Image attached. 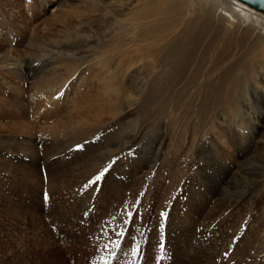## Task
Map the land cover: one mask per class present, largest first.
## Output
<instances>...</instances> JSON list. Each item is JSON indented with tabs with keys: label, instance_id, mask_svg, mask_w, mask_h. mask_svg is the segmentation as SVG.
<instances>
[{
	"label": "rangeland",
	"instance_id": "374dc122",
	"mask_svg": "<svg viewBox=\"0 0 264 264\" xmlns=\"http://www.w3.org/2000/svg\"><path fill=\"white\" fill-rule=\"evenodd\" d=\"M44 1L0 0V58L34 54L41 42L70 30V22L78 27L89 20L93 31H103L89 6L50 0L47 11ZM116 62H100L90 71L84 94L92 89L89 95H103L101 100L69 103L71 92L55 113L27 100L38 83L3 76L10 86L0 83V116L10 125L14 106L24 103L26 131L35 130L40 141L34 143L38 156L12 154L5 144L17 137L7 128L0 131V155L9 161L0 165V264H264V176L251 177L255 167L264 175L260 101L239 84L231 89L238 96L220 103L177 99L176 88L162 83L154 98L140 97L136 107L119 114L127 98L137 100L142 83L129 88L132 78ZM166 71L167 78L174 75L170 67ZM259 72L254 65V75ZM99 84L104 89L94 92ZM112 90L119 98L109 101ZM102 122L95 139L73 149L53 136L62 127L84 125L89 132ZM101 171V179L89 185ZM224 175L228 192L219 193ZM228 200L237 202L227 209Z\"/></svg>",
	"mask_w": 264,
	"mask_h": 264
},
{
	"label": "bare ground",
	"instance_id": "6f19581e",
	"mask_svg": "<svg viewBox=\"0 0 264 264\" xmlns=\"http://www.w3.org/2000/svg\"><path fill=\"white\" fill-rule=\"evenodd\" d=\"M48 1L50 0L44 1V9L47 11L53 4ZM71 1L94 9L92 15L98 16L97 20L103 31H93L92 21L89 20L78 27L70 22V30L62 31L55 39L49 37L46 42H41L40 48L37 47L34 54L5 60L0 58L1 84L10 86L3 78L5 75L19 77L31 84L38 83L27 100L41 103L43 110L54 112L64 104L60 98L71 92L73 99H70L69 103H74V100L81 97H89L92 101L101 100L103 95L100 98L98 93L89 95L92 89L84 94L89 88L87 82L91 78L90 71L93 65L100 62L112 63L116 60L115 68L123 72L126 79L132 78L128 82L129 88L137 89L138 84L142 83L138 87L137 100L129 101L127 98L124 109L119 114L125 113L127 108L136 107L140 103V97L154 98L162 83H165L169 90L176 88L177 99L187 95L196 99L202 97L213 103L238 96L231 89L239 84L252 100L260 101L261 105L256 107L257 113L260 118H264V13L240 0H139L136 4L133 0ZM120 17L128 20H121ZM109 32L112 36L107 35ZM28 45L34 47L33 40H30ZM85 52L90 55H84ZM254 65L258 68L260 65V72L255 75ZM167 67L174 73L168 78ZM135 68L140 70L131 77ZM147 70L149 73H146ZM218 73L220 75L215 76ZM38 77L40 81H37ZM102 89L103 86L99 84L93 91ZM11 91L19 93V90ZM111 92L115 95H110L109 101L119 98L115 90ZM175 96L173 91L169 102L163 106L165 110L169 108ZM3 100L0 97V102ZM24 106V103L14 106L18 112L16 111L17 115L10 125L5 124L7 120L0 116V131L7 128L17 137V140L5 144L6 150L1 149L12 154L38 156L36 148L40 139L34 134L35 130L32 134V130L26 131V125L29 124L23 123L24 118L21 115L25 114V110H21ZM19 112L21 113L18 114ZM100 125L98 129L89 132L84 130V125L62 127L63 131L54 130L53 136L56 141L68 143L69 149H73L74 146H83L82 143L95 139V133L98 134V131L105 127L104 122ZM66 132H71L69 138L65 137ZM131 132L134 135L132 139L135 140L138 133L135 134L134 129ZM43 135L40 138H43ZM107 154L110 157L113 152ZM5 160L9 162L3 154L0 155V165L6 163ZM156 162L155 160L154 163ZM257 170L256 167L251 169L252 178L264 176L261 169L260 174ZM225 179V175L222 176L219 193L228 192V181L225 182ZM214 196L216 197V194ZM218 197L220 196L216 197V203L220 200ZM236 202L237 200H228L223 204L228 209Z\"/></svg>",
	"mask_w": 264,
	"mask_h": 264
},
{
	"label": "water",
	"instance_id": "95a60500",
	"mask_svg": "<svg viewBox=\"0 0 264 264\" xmlns=\"http://www.w3.org/2000/svg\"><path fill=\"white\" fill-rule=\"evenodd\" d=\"M240 1L264 13V0H240Z\"/></svg>",
	"mask_w": 264,
	"mask_h": 264
},
{
	"label": "snow or ice",
	"instance_id": "6c2138e0",
	"mask_svg": "<svg viewBox=\"0 0 264 264\" xmlns=\"http://www.w3.org/2000/svg\"><path fill=\"white\" fill-rule=\"evenodd\" d=\"M105 171H106V169H105ZM103 175H104V171H101L97 176L94 177L93 180H90V181L88 182L89 185L95 183L96 181H99ZM87 186H88V185H86L85 187H87ZM45 199H47V197H45ZM165 215H166V213H161V216H165ZM125 223H128V221H125ZM117 235L122 236L123 233L120 232V233H117ZM118 246H119V245H117V247H118ZM136 251H137V250H135V249L133 250V254H134V255L136 254Z\"/></svg>",
	"mask_w": 264,
	"mask_h": 264
}]
</instances>
